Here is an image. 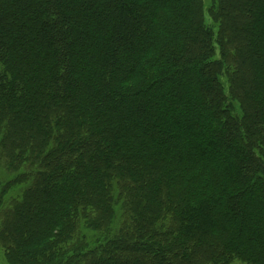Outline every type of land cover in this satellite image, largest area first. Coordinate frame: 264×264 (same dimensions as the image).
I'll list each match as a JSON object with an SVG mask.
<instances>
[{
	"label": "trees",
	"instance_id": "trees-1",
	"mask_svg": "<svg viewBox=\"0 0 264 264\" xmlns=\"http://www.w3.org/2000/svg\"><path fill=\"white\" fill-rule=\"evenodd\" d=\"M7 264H264V0H0Z\"/></svg>",
	"mask_w": 264,
	"mask_h": 264
},
{
	"label": "rangeland",
	"instance_id": "rangeland-1",
	"mask_svg": "<svg viewBox=\"0 0 264 264\" xmlns=\"http://www.w3.org/2000/svg\"><path fill=\"white\" fill-rule=\"evenodd\" d=\"M208 1V0H206ZM2 174H3V168L2 166L0 165V177H2ZM0 264H7L4 260V257H3V252L2 250H0ZM234 264H242L240 262H234Z\"/></svg>",
	"mask_w": 264,
	"mask_h": 264
}]
</instances>
